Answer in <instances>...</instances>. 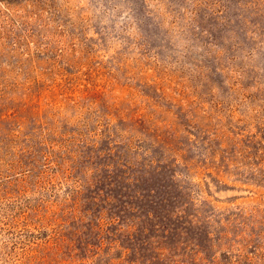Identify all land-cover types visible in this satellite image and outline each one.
Here are the masks:
<instances>
[{
    "label": "rangeland",
    "instance_id": "374dc122",
    "mask_svg": "<svg viewBox=\"0 0 264 264\" xmlns=\"http://www.w3.org/2000/svg\"><path fill=\"white\" fill-rule=\"evenodd\" d=\"M0 264H264V0H0Z\"/></svg>",
    "mask_w": 264,
    "mask_h": 264
}]
</instances>
